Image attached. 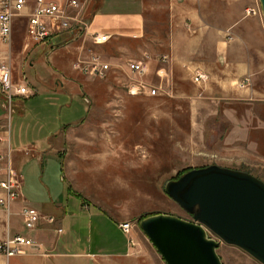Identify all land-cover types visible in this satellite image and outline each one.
I'll use <instances>...</instances> for the list:
<instances>
[{
	"label": "crops",
	"instance_id": "obj_1",
	"mask_svg": "<svg viewBox=\"0 0 264 264\" xmlns=\"http://www.w3.org/2000/svg\"><path fill=\"white\" fill-rule=\"evenodd\" d=\"M48 1L57 3L66 15L76 17V21L71 20L73 29L54 33L44 43L30 42L26 26L35 0H26L23 11L14 18L10 47L0 39V57H10L13 81L25 83L23 67L32 52L42 49L50 72L49 79L43 81L48 88H44L56 103L71 110L70 115L58 117L56 122V116L51 119L39 112L41 121L43 116L50 120L42 121L38 129H33L36 134L32 138H37L12 145L8 133L7 145L21 187L22 164L32 157L41 162L42 169L60 157L62 180L68 184L62 200V193L51 192L52 179L45 176L47 182L42 184L48 194L41 196L39 203L31 196L33 205L29 204L21 191L8 211L0 206V242L16 233L34 240V245L26 247L21 254L9 258L0 255V264H166L134 224H130L128 233L124 232L119 227L120 217L117 219L91 203L71 181V173L63 161L65 155L60 153L59 139L67 131L83 126L95 98L93 77L73 65L79 58L99 54L110 64L108 76L128 71L125 67L128 60L142 61L145 74L154 80L152 86L157 94L201 99V109L213 104L212 130L218 139L229 143L230 149L241 151L245 147V153L256 159L259 156L264 162V20L259 1L76 0L75 8L68 5L69 0ZM250 8L255 13L248 14L246 10ZM19 24L23 27L21 33L17 31ZM78 25L83 26L81 31L76 28ZM95 34L109 38L96 43ZM20 37L22 42L18 45ZM23 53H26L25 59L21 57ZM144 54L149 58H144ZM34 61L29 59L28 64L32 66ZM196 74L203 75L204 79L195 81ZM115 83L108 80V87L111 89ZM28 88L27 96L37 94L36 86L29 84ZM53 99L50 106L54 104ZM13 105L21 109L17 117L22 119V105L18 102ZM0 109V122H4L5 103L1 92ZM210 113L209 108L207 112L201 111L202 116ZM208 121H204L203 127ZM21 123L16 128L18 134L23 131ZM25 132L28 135V128ZM24 203L53 216L55 222L42 221L35 230H25L20 216ZM91 205L97 212L90 211ZM58 228L62 231L57 232Z\"/></svg>",
	"mask_w": 264,
	"mask_h": 264
},
{
	"label": "rangeland",
	"instance_id": "obj_2",
	"mask_svg": "<svg viewBox=\"0 0 264 264\" xmlns=\"http://www.w3.org/2000/svg\"><path fill=\"white\" fill-rule=\"evenodd\" d=\"M22 30L19 24L17 31L21 33ZM21 42L22 37L18 45ZM25 54H21V57L24 58ZM144 55V58H149L147 54ZM29 59L31 62L35 59L34 65L28 64ZM46 61L44 52L39 49V52L29 55L23 67L25 84L36 86L38 91L26 99L14 100V103L22 105L24 117L18 119L21 109L17 107L10 112L4 110L12 145L16 141L26 143L37 138H32L36 134L33 129H38L44 120H50L43 116L42 122L37 113L48 114L51 119L56 116V122H59L58 117L70 115L71 110L56 103L44 88H48V85L43 81L50 76ZM91 77L94 80L92 89L95 97L91 101V110L83 126L67 131L59 139L60 153L65 155L63 161L71 173V181L85 198L102 207L107 214L117 219L120 217V222L134 224L140 235H144L139 226L141 218L151 214L164 213L193 221V215L165 192L169 181L179 179L192 169L216 165L247 172L264 182V162L261 157L256 159L249 156L245 153V147L241 151L230 149V144L218 139L213 132V104L201 109V99L160 92L148 95V88L154 85L150 74L139 79L129 71L122 70L102 79ZM111 79L116 83L110 89L108 80ZM141 79L150 87L136 95L130 94L128 86ZM106 86L108 89L104 88ZM104 92L107 94L104 95ZM51 99L54 104L50 106ZM63 108L65 111L62 113ZM208 108L211 113L202 116L201 111L207 112ZM207 119L209 124L203 127ZM18 122L23 125L21 134L16 129L19 127ZM26 157L30 156L26 154ZM57 159L43 169L41 162L33 157L22 164L21 191L29 204L33 205L31 196L39 203L41 196L48 194L47 187L42 184L46 177L52 179L51 192L62 193V200H65L64 190L68 181L62 180V160L60 157ZM90 211L97 212L93 205ZM206 234L208 238L220 241L211 231L207 230ZM216 253L222 264H261L241 248L223 241L219 242Z\"/></svg>",
	"mask_w": 264,
	"mask_h": 264
},
{
	"label": "water",
	"instance_id": "obj_3",
	"mask_svg": "<svg viewBox=\"0 0 264 264\" xmlns=\"http://www.w3.org/2000/svg\"><path fill=\"white\" fill-rule=\"evenodd\" d=\"M258 1L264 20V0ZM165 192L193 215L192 222L164 213L141 218V231L166 264H222L220 241L264 264V182L211 165L169 181ZM207 230L220 241L208 238Z\"/></svg>",
	"mask_w": 264,
	"mask_h": 264
},
{
	"label": "built area",
	"instance_id": "obj_4",
	"mask_svg": "<svg viewBox=\"0 0 264 264\" xmlns=\"http://www.w3.org/2000/svg\"><path fill=\"white\" fill-rule=\"evenodd\" d=\"M26 0H1L0 2V39L9 47L12 41V29L14 18L23 11ZM70 7H77L76 0H69ZM248 14L255 13L254 9H247ZM71 20L76 17L65 14L62 7L57 3L48 0H35V5L28 15L26 34L30 42L40 44L46 42L54 33L65 29H73ZM80 31L83 26L78 25ZM109 38L105 34L93 35L96 43H103ZM74 68L89 76L105 78L110 70L109 62L105 61L99 54H91L87 58H79L74 63ZM126 69L135 77L141 78L146 72L145 64L140 60H128L125 63ZM139 78V79H140ZM204 79L201 74L194 76L195 81ZM128 86V92L136 95L142 89H147L149 84L141 81L132 82ZM150 87V86H149ZM0 92L3 96L5 109L12 111L14 100L17 96L23 97L29 94V88L25 83H17L12 78V64L10 57H0ZM148 95H156L157 89L152 87L147 90ZM8 122H0V206L9 210L11 204L21 195V180L12 164L11 150L8 147ZM23 228L33 231L42 222L52 224L55 218L41 213L35 207L24 203L20 208ZM119 227L126 233L130 223H119ZM62 229L58 228L57 232ZM34 245V240L28 235L16 233L8 236L0 242V255L9 258L24 252L26 247ZM6 264V263H3Z\"/></svg>",
	"mask_w": 264,
	"mask_h": 264
}]
</instances>
